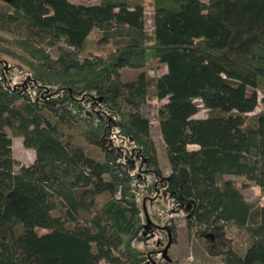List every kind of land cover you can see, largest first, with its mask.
<instances>
[{"label":"trees","instance_id":"16d2710c","mask_svg":"<svg viewBox=\"0 0 264 264\" xmlns=\"http://www.w3.org/2000/svg\"><path fill=\"white\" fill-rule=\"evenodd\" d=\"M151 8L148 44L144 0H0V55L25 64L30 83L29 92L9 86L0 60V264H147L135 245L144 239L137 193L151 195L157 182L191 203L188 227L208 245L229 246L239 233L245 250H227L226 264H264V206L219 183L243 176L264 189V112L248 116L264 105V0H152ZM150 60L166 67L151 93L167 99L158 111L171 168L163 181L140 112L148 77L120 80L122 68ZM199 105L211 114L194 118ZM13 117L35 153L28 165L12 156ZM116 135L129 141L131 164Z\"/></svg>","mask_w":264,"mask_h":264},{"label":"rangeland","instance_id":"374dc122","mask_svg":"<svg viewBox=\"0 0 264 264\" xmlns=\"http://www.w3.org/2000/svg\"><path fill=\"white\" fill-rule=\"evenodd\" d=\"M74 3H97L98 0H70ZM145 5V31L146 38L145 42H151V35L153 29L152 20V0H144ZM5 8V7H4ZM92 38H98L100 35L99 31L94 30L92 32ZM4 44V43H2ZM98 44H101L99 42ZM108 48L114 46L113 42L106 41L104 43ZM5 45V44H4ZM6 46V45H5ZM58 46L64 50H70L71 48L64 42H60ZM11 48V47H10ZM46 52L52 57L57 58L59 56V49L57 47H52L44 45ZM16 52L20 51L11 48ZM88 51L93 50L98 52V49L91 46L87 49ZM148 50H151L150 47ZM85 51L83 54H86ZM83 58V55L80 56ZM0 60H2L5 66V76L6 82L9 86H20L27 92L30 91L29 82L25 83L28 75V68L25 64L19 63L20 61L6 55H0ZM19 64L20 68L16 65ZM143 71L148 77V83L150 91V97L148 100L140 107V112L144 117L149 120L150 124V137L155 145L158 157V165L161 171V180L168 178L171 172L170 164L167 159L166 148L164 141L162 139L159 123H158V111L159 108L167 101V99L158 100L152 96L153 83L155 78L160 76L166 71L165 65L158 63L154 60L148 61L142 68H130L124 67L120 70V80L121 81H131ZM225 93H229V89H223ZM22 101L18 99L12 100V106H18ZM264 112V105L258 102L257 107L253 112L248 113V116H253L257 113ZM210 111L199 105L198 112L193 116L194 118H205L210 115ZM18 119L11 118V124L6 129L7 134L12 142V156L20 164L28 165L34 161L35 153L33 149L27 148L23 145V139L19 134V129L17 125ZM70 132L74 134L77 138H81L80 129L70 128ZM113 143L116 146H122V152L125 160L128 157L131 158L130 143L122 136H114ZM188 148L195 149L196 145H189ZM99 151L97 148L95 149ZM136 177L141 176L139 173V167L134 164V167L130 169ZM164 177V178H163ZM145 182H151L153 180L151 177H144ZM219 183L225 180H230L233 185L240 191L245 201L251 204L264 206V189L259 188L257 185L248 181L243 176L234 175H223L219 179ZM161 182L156 183L154 192L151 195H145L142 189L138 190L137 197L140 204V222L142 224L141 234L144 235L143 240H137L135 245L146 253L148 260L147 264H226L225 259L227 257L228 251L231 250L236 256H241L245 250V243L240 240L239 233L233 234L230 244H222L219 242H214L213 245H208L205 239L198 236L193 228H189L187 224L186 216L191 210V203L183 202L181 199L175 195V192L171 187L167 185H160ZM57 215L58 212L54 211ZM145 219L151 224V227L145 225ZM173 227L174 240H171L167 232V227ZM38 233H44L47 230L42 228H37ZM213 246V247H212ZM221 250L218 254H211L210 251Z\"/></svg>","mask_w":264,"mask_h":264}]
</instances>
